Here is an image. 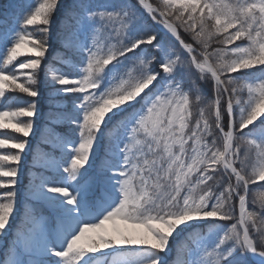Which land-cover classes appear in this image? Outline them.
Wrapping results in <instances>:
<instances>
[{
	"label": "snow or ice",
	"instance_id": "obj_1",
	"mask_svg": "<svg viewBox=\"0 0 264 264\" xmlns=\"http://www.w3.org/2000/svg\"><path fill=\"white\" fill-rule=\"evenodd\" d=\"M258 182L264 0L0 9V264H264Z\"/></svg>",
	"mask_w": 264,
	"mask_h": 264
},
{
	"label": "rangeland",
	"instance_id": "obj_2",
	"mask_svg": "<svg viewBox=\"0 0 264 264\" xmlns=\"http://www.w3.org/2000/svg\"><path fill=\"white\" fill-rule=\"evenodd\" d=\"M15 1H17V0H15ZM18 2H20V0H18ZM19 59L24 60V59H27V57H20ZM42 91L44 92V95H45V97H46L47 94H48V93H47V90H46L45 88L42 87ZM16 95L20 96L21 98H24L21 94H16ZM36 123H37V131H36V135H37V137H39V135H40L41 121L38 120ZM5 132H6V133H5ZM3 134H5V135H15V133H13V132H10V133H9V132H7V130H3ZM16 135H17V134H16ZM32 144L35 145V144H36V141L33 140V141H32ZM56 155H60V153L57 152ZM26 177H27V172H25V181H26ZM261 183H264V182H258L257 184L252 185L253 187H252V189H251L250 192H249V200H250V201H251L253 198H255L260 192L264 191V190H262L263 188L260 187V184H261Z\"/></svg>",
	"mask_w": 264,
	"mask_h": 264
},
{
	"label": "trees",
	"instance_id": "obj_3",
	"mask_svg": "<svg viewBox=\"0 0 264 264\" xmlns=\"http://www.w3.org/2000/svg\"><path fill=\"white\" fill-rule=\"evenodd\" d=\"M18 2V0L17 1H15V0H0V9H2L3 7H6L9 3H17ZM49 59H51V57L53 56V55H55V52H50L49 54ZM57 66H59V67H61L62 68V70H65V71H67V70H69V68L67 67V66H63V65H57ZM22 95V94H21ZM23 96V95H22ZM24 98H26V97H24ZM59 132H62V133H67L68 132V127L67 126H64V127H60L59 129H57ZM7 132H11L10 130H7ZM6 133V132H5ZM16 135V134H15ZM18 135V134H17ZM74 138V137H73ZM43 147V146H42ZM4 151H13V150H11V149H7V150H4ZM252 187L253 186H250V190L252 189ZM262 190H264V188L262 189Z\"/></svg>",
	"mask_w": 264,
	"mask_h": 264
}]
</instances>
